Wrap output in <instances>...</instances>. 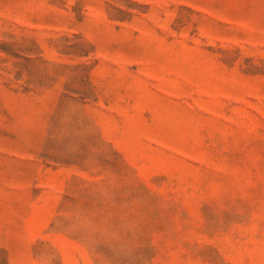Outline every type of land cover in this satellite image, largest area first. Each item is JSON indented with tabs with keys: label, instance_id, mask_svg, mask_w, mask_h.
Instances as JSON below:
<instances>
[{
	"label": "rangeland",
	"instance_id": "1",
	"mask_svg": "<svg viewBox=\"0 0 264 264\" xmlns=\"http://www.w3.org/2000/svg\"><path fill=\"white\" fill-rule=\"evenodd\" d=\"M0 264H264V0H0Z\"/></svg>",
	"mask_w": 264,
	"mask_h": 264
}]
</instances>
